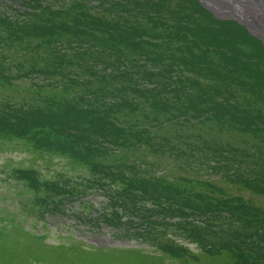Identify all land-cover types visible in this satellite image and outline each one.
Here are the masks:
<instances>
[{
  "label": "rangeland",
  "instance_id": "rangeland-1",
  "mask_svg": "<svg viewBox=\"0 0 264 264\" xmlns=\"http://www.w3.org/2000/svg\"><path fill=\"white\" fill-rule=\"evenodd\" d=\"M97 32L102 41L89 45L90 77L71 71L61 47L55 65L65 67L63 81L72 73L70 82L83 91V82L92 87L79 110H68L69 119H82L86 110L93 115L98 123L92 133L37 124L26 112L28 101L0 81V249L19 243L8 251L18 263L6 258L0 264H38L30 253L39 254L35 246L83 248L85 241L144 251L123 260L107 255V264H205L204 253L224 250L235 264H264V186H252L264 182L256 170L264 151L253 150V143H264L249 137L256 125L264 136V39L203 0H0V61L17 74L47 65L48 55L35 45L32 55L40 64L31 56L15 58L23 53L11 35L43 34L46 41L47 34L84 39ZM99 44L101 55L95 53ZM116 61L124 71L113 92H99L96 85L105 80L99 71ZM0 78L17 82L1 72ZM106 95L113 100L103 101ZM39 97L56 113L61 103L47 100L51 92ZM72 111L77 118H70ZM41 147L39 155L55 154L53 164L32 156ZM64 151L93 169L70 168ZM191 175L212 188L237 179L252 194L241 191V203L239 195L227 199L215 190L174 186L178 177L184 182ZM137 222L145 231L134 230ZM45 253L49 264L76 256ZM89 256L106 264L98 252Z\"/></svg>",
  "mask_w": 264,
  "mask_h": 264
},
{
  "label": "trees",
  "instance_id": "trees-1",
  "mask_svg": "<svg viewBox=\"0 0 264 264\" xmlns=\"http://www.w3.org/2000/svg\"><path fill=\"white\" fill-rule=\"evenodd\" d=\"M37 22H39V20H37ZM39 35H43V34L11 35L12 39L15 42V45L19 46L17 48L22 49L21 53H23L20 57H15V58H18V59L22 58L25 61L28 56H31L32 58L35 59V61H37V64H40L38 61H40L41 59L37 60L32 55V53L34 51H38V50L34 49V46L36 45L38 48L43 49L45 51V53H47V55H48L47 56V62H48L47 65H41V66L36 65V69L28 70V72H25V70H23L22 73L17 74L16 72H13L8 66H5V64L2 61H0V72L3 74V76L14 77V78H16V81H17L16 84H9V83L5 82L4 78H0L1 84H3L6 87H11V88L13 86L14 89H17L21 93L22 98L26 99L28 101V104H29V106L26 105V107H25L26 112L30 115V117L32 116L31 119H33L34 122H36L37 124L44 126V127H47V126H50V124L51 125L53 124L54 126L65 127V129L72 130V131H78V130H76V128L80 129L83 127V128H86L87 130L91 131L92 128H95V124L98 123L97 120L93 119L94 118L93 115L88 116L87 115L88 111L86 110V111H84L85 115L82 119H69L68 110H79L80 102H83V100L86 98V95L90 94V92H91L90 89L92 87L91 88L88 87V82H83L82 84L86 90V91H83V89L80 88L79 84H75L73 82H70V81H73V78L75 76L72 73L68 75L69 81L68 80L66 82L63 81L61 79L60 72H62L65 67L55 66V65H57L59 60H60L59 53H60V47H61L66 52L67 60L71 61V65H72V66H70L71 71H73L76 74L83 73L84 75H87L90 77L94 67L92 65L89 66V64H92V63L88 62L89 53H90L89 45L91 42L101 43L102 34L100 32H97V35L94 34V36L85 37L84 39H81L77 33H75L73 35L63 33V35H60V37L58 34L57 35L53 34L52 36L47 34L48 38H50V39L46 40V41H45L44 37H41ZM57 37H59V38H57ZM65 38H68V41H66ZM110 41H111V43L109 44L110 46H116V44H114V42H115L114 40H110ZM24 42H27V43H24ZM29 43L32 45H27ZM74 43H75L76 48H74ZM38 45H40V46H38ZM72 45H73V48L70 50L69 46H72ZM86 47H88V48H86ZM118 48H122V45ZM106 50L111 56L114 55L113 56L114 58H116V59L121 58V56L120 57L117 56V48H110V49H106ZM95 53L98 55L103 54V50L101 49L100 44L97 46ZM2 55L5 58L7 57L5 54H2ZM134 56L130 57V59L132 58V60H135L136 57H134ZM48 64H50V66H48ZM104 66L105 65L100 64V68H103ZM109 68H110V70H109ZM109 68L101 69L99 71L100 73L105 74L104 85L99 84V83H97V85H96V87H99V92H101L103 89H105V92L107 94H110L111 92H113L112 87L115 85L114 84V81H116L115 79L124 71V67L122 65H119L118 61H116L114 63L113 67H109ZM151 68H158V67L153 65ZM37 70H38V72H37ZM155 71H157V69H155ZM154 73H156V72H154ZM141 74H143V73H141ZM14 75H16V76H14ZM92 78H94V77H92ZM207 83L210 86H215L218 82H216V81L210 82L209 81ZM134 86L140 87L138 84H135ZM79 89H81V90H79ZM43 92L44 93L51 92V98H48L47 100L53 99V100H57L58 102L61 103L59 105L60 108H59V106L56 107V109H55L56 113H53V110L47 109L46 107H44L43 102L41 104V102H40L41 99L39 97V94L43 93ZM246 92L247 91H242V94H246ZM95 93H97V92L95 91ZM72 94H73L74 100H67L68 97ZM107 97L108 96L106 95V98H102L103 101L108 102V100L109 101L113 100L111 97H109V98H107ZM66 101H70V102L67 103ZM72 102L76 103V106H74V108H73ZM37 103H38V105H37ZM49 110L52 112H50ZM77 113H78L77 111L70 112L69 113L70 118H77L76 117ZM94 114H97V113H94ZM86 115L88 116V118H86ZM72 126H76V127L71 128ZM259 127H261V126L256 125L255 130L252 132L250 131L249 137H252L253 139H256V140H260L262 143H264V136L261 134L262 130L257 129ZM60 129H63V128H59V130ZM235 132H239V131L236 130ZM91 133H92V131H91ZM243 134L244 133L239 132L238 136L243 135ZM143 141H145V139H143ZM253 144L256 145L253 147L254 148L253 150H260L261 149L264 151V147L258 145V142L253 143ZM42 151H43V148L41 147L40 149H38L36 151L37 153L35 155H32V156L34 158H37V157L44 158L43 160H41L42 161L41 163L45 164L46 166L53 164V161L55 160V157H56L55 154H52L51 156L44 157V155H39V154H41ZM64 154H65L67 159L71 160L69 167L73 168L74 170L75 169L77 170V168H82V167H79L78 165L83 166V164H85L84 162L80 161L75 156V154H73V153H68V152L64 151ZM61 157H63V155L60 156V158ZM86 164H88L89 169H93V167L90 163H86ZM86 164L84 167H87ZM73 169H71V170H73ZM256 170L260 171L261 176L259 178H264V158H261L260 163H259L258 167L256 168ZM217 171L223 172L224 169H218L215 172H217ZM98 177L104 178L103 174H101V176L98 175ZM180 177L177 178V180L174 183V186L175 187L176 186L181 187V189L183 188V189L188 190V191H193L192 189H195V188L208 189L211 191L215 190V192H214L215 194L218 193V196H220L219 194H222L227 199H232L235 196L239 195L241 200H242V201H240L241 203L245 202V199L243 197H241V196H243V194H242L243 191H247V192L249 191L248 193L252 194L249 190L250 187H248L246 183H243L242 181L237 180V179H235V181L233 179H227L226 180L227 183H221L220 185L218 184V182H213L219 186H216L217 188H212L209 185L205 184L204 182H207V181L203 180L202 178H196L195 176L191 175L190 177H188L183 182V181H178V180H181ZM231 177H234V176H231ZM261 183L262 184H260V185H252L253 189L254 188L255 189L263 188L264 182H261ZM233 191H235L237 194ZM254 194L257 195L259 193H254ZM246 203L249 205L248 202H246ZM129 216L134 217L131 214H129ZM136 218H137V216H136ZM138 224L139 223L137 222L136 226L134 227V230L137 232L145 231V224L140 226V227H142V229L139 227ZM42 227H43V229L45 228L44 225H42L41 228ZM80 240H81V238H79V242H80ZM85 243H86V244H84L85 247H83V248H75L72 246L62 247L63 244L50 245V244L46 243L45 245L48 247V249H43V245L42 246H39V245L35 246L34 245L37 248V250H38L37 252L39 254H37L35 252H30V253H33L34 257L36 258L35 260L38 264H49L50 258H45V255H46L45 252H48V251L54 252V253L71 252V253L76 255L75 258H65L64 259L63 257H60L63 261L62 264H98L96 262L97 261L96 259H93L92 256H89L90 254H93L95 252L102 254V257H100L99 259L104 260L106 263V260L108 259L107 255H111V256L119 259V260H123L125 257L137 256V255H135V253L144 252L140 248H134V247H128V248H119V247H112V246L104 247L101 245H93L92 246V245H90L89 242H86V241H85ZM29 244H30V242H29ZM11 245H12V247L10 248ZM11 245L8 244V245H6V247L1 245L0 259L4 260L6 258H11V259H13L11 262H15L17 260L12 255L14 252L12 251V252L8 253V251H10L13 248V246H19V243L15 242L14 244L12 243ZM90 246L92 247L91 252H89ZM107 251H109V252H107ZM104 252H106V253H104ZM145 254H146L145 257H149L148 255H150L151 253L145 252ZM16 255H19V259L23 258L22 250L18 249V252ZM145 257H143V258H145ZM58 258L59 257H55L53 259V260H55L54 264H60L58 262ZM155 258L158 259V258H160V256L155 257ZM200 258H201V256H200ZM201 260H203V262L205 264H210V262L216 263V264H235L237 261L236 259H234L233 253H230L228 250H224V251H222V253H220L219 255H215V256L209 255L208 253H204L202 255ZM6 262H7V264L11 263L8 261H6ZM15 263H18V262L16 261Z\"/></svg>",
  "mask_w": 264,
  "mask_h": 264
},
{
  "label": "bare ground",
  "instance_id": "bare-ground-1",
  "mask_svg": "<svg viewBox=\"0 0 264 264\" xmlns=\"http://www.w3.org/2000/svg\"><path fill=\"white\" fill-rule=\"evenodd\" d=\"M216 13L230 15L264 39V0H203Z\"/></svg>",
  "mask_w": 264,
  "mask_h": 264
}]
</instances>
